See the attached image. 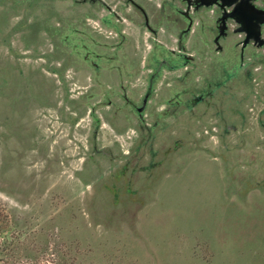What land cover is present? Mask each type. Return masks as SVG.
<instances>
[{
	"label": "rangeland",
	"instance_id": "rangeland-1",
	"mask_svg": "<svg viewBox=\"0 0 264 264\" xmlns=\"http://www.w3.org/2000/svg\"><path fill=\"white\" fill-rule=\"evenodd\" d=\"M95 5L0 0V264H264V74L190 48L138 114L177 25Z\"/></svg>",
	"mask_w": 264,
	"mask_h": 264
},
{
	"label": "flooded vegetation",
	"instance_id": "flooded-vegetation-1",
	"mask_svg": "<svg viewBox=\"0 0 264 264\" xmlns=\"http://www.w3.org/2000/svg\"><path fill=\"white\" fill-rule=\"evenodd\" d=\"M80 1L90 5L96 4L95 6L99 7L100 10L103 8L106 13L102 15L104 16L103 20L100 16V21L105 25H107L106 23L110 24L106 18L107 14L114 13L117 15L116 20H126L147 27L156 40L158 30L154 29L155 27L158 26L159 30H164L163 23L177 25V29L174 28L176 29L175 34L171 35L174 38L172 41H174L176 48L167 44L166 48L169 57H182L173 64H169L167 58H163V56L159 57L160 59L156 58V66H150L148 69V71L150 70L149 73H155L147 83L146 93L139 104L136 105L125 97V102L138 114L145 110L152 84L160 68L169 67L174 70L182 64L186 65L189 60L194 58L188 52L190 48L197 50L202 57H208L213 53L221 54L226 51L237 56L239 63L236 66L240 68L239 78L244 86H247L244 89L245 96H250L252 92L254 94L255 84H258L257 78L264 74V0H119L118 2L121 1V4L114 5V8L106 0ZM170 3L172 7L166 8V5L169 6ZM117 9L124 15V18L118 14ZM207 11L209 17L205 15ZM87 18L89 17L85 19ZM188 41H190L191 46L186 45ZM195 43H200V45H194ZM153 45L150 47L147 56L153 55ZM262 82L264 83V80ZM149 86L150 90L148 89ZM209 94V92L202 94L200 92L197 96H189V101L181 104L176 103L174 105L175 103L170 104L168 101L166 103L169 106L191 108L198 97L200 101L205 102L211 98L212 93L210 97ZM259 113L258 121L264 125V108ZM159 114L163 115L161 111Z\"/></svg>",
	"mask_w": 264,
	"mask_h": 264
},
{
	"label": "trees",
	"instance_id": "trees-1",
	"mask_svg": "<svg viewBox=\"0 0 264 264\" xmlns=\"http://www.w3.org/2000/svg\"><path fill=\"white\" fill-rule=\"evenodd\" d=\"M0 252H1V250H0Z\"/></svg>",
	"mask_w": 264,
	"mask_h": 264
}]
</instances>
